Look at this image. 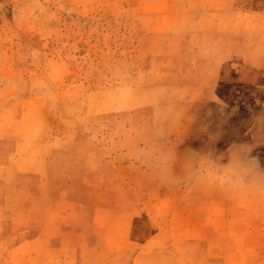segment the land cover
<instances>
[{
  "label": "crops",
  "instance_id": "crops-1",
  "mask_svg": "<svg viewBox=\"0 0 264 264\" xmlns=\"http://www.w3.org/2000/svg\"><path fill=\"white\" fill-rule=\"evenodd\" d=\"M236 1L151 0L154 8L144 11L153 21L148 31L189 35L192 41L182 47L198 53L167 58L166 89L138 74L136 85L116 94L90 95L89 113L139 111L167 97L162 113L177 101L182 112L175 132L181 150L225 151L233 142H249L256 144L255 154L264 162V0H255L247 10L229 9ZM226 36L242 41L241 57H225L227 48L219 39ZM183 61L191 69H183ZM227 66L237 68L232 80ZM214 96L218 113L229 111L231 118L252 113L246 138L221 139L215 146L206 138V131L217 125L206 121L202 107L213 103ZM16 114L0 120V264H264V202L159 183L140 159L156 121L145 143L139 140V124L132 131L135 154L123 133L116 138L110 128L104 157L91 148L85 173L58 177L50 172L52 143L43 115L27 121V112ZM233 127L227 123L220 128ZM97 131L90 127L89 145L96 146ZM78 140L66 138V143L84 146L86 141ZM150 176L152 182L144 185Z\"/></svg>",
  "mask_w": 264,
  "mask_h": 264
},
{
  "label": "rangeland",
  "instance_id": "rangeland-1",
  "mask_svg": "<svg viewBox=\"0 0 264 264\" xmlns=\"http://www.w3.org/2000/svg\"><path fill=\"white\" fill-rule=\"evenodd\" d=\"M150 1L0 0V120H10L14 111L17 117L27 112V121L43 115L48 142L52 143L48 161L54 175L85 173L84 163L91 148L97 150L99 158L104 157V145L110 139L106 132L110 133V128L116 131V138L123 133L130 153L133 152L137 140H132L136 134L132 131L139 124L138 138L147 142L150 125L168 104L167 97H162V102L153 107L94 117L89 113L90 95L93 99L102 97L106 90L116 94L124 86L136 85L138 74L149 75V80L159 83L162 91L170 78L166 75L167 58L179 52L198 53V49L182 47L192 41L189 35H156L148 31L153 21L146 19L144 11L154 8ZM255 4V0H239L230 3L229 9L247 10ZM160 5L156 3V9H161ZM230 37L219 39L227 48L225 57H241L242 41ZM205 53L212 55L213 51ZM182 68L191 69L184 61ZM226 69H230L232 80L237 68ZM205 76L207 79L208 74ZM212 99L213 103L204 105L202 110L206 111V121L217 126L206 131V138L214 146L221 139L229 142L246 138L252 113L231 118L229 111L218 113L215 96ZM260 103L264 105V97ZM227 123H233V129L220 128ZM92 125L98 129L96 146L89 145ZM66 138L86 142L84 146L68 144ZM61 139H65L64 143ZM150 177L145 178L144 185L152 182L153 176Z\"/></svg>",
  "mask_w": 264,
  "mask_h": 264
},
{
  "label": "clouds",
  "instance_id": "clouds-1",
  "mask_svg": "<svg viewBox=\"0 0 264 264\" xmlns=\"http://www.w3.org/2000/svg\"><path fill=\"white\" fill-rule=\"evenodd\" d=\"M182 117L178 101L156 121L151 143L140 153L141 163L161 184L215 190L225 195L264 202V162L256 144L233 142L225 151L214 147L181 150L175 135Z\"/></svg>",
  "mask_w": 264,
  "mask_h": 264
}]
</instances>
